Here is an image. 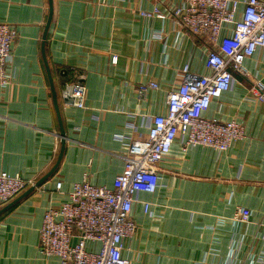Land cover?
<instances>
[{
  "label": "crops",
  "instance_id": "obj_1",
  "mask_svg": "<svg viewBox=\"0 0 264 264\" xmlns=\"http://www.w3.org/2000/svg\"><path fill=\"white\" fill-rule=\"evenodd\" d=\"M181 2L53 0L45 49L66 146L56 171L0 214V264H60L40 248L46 209L67 201L84 178L111 187L124 168L128 143L147 139L149 117L167 112L168 92L180 84L183 66L197 75L209 73L202 42L171 16ZM156 7L165 18L140 14ZM49 9V0H0V22L19 32L8 65L10 84L0 86V171L35 183L53 168L61 149L42 54ZM245 64L255 78L235 74L233 87L206 111L208 117L241 122L245 138L223 152L204 146L183 150L175 141L160 163L157 191L140 193L134 204L137 227L123 251L130 264H264V102L258 98L264 50ZM77 75L87 86L85 108L61 97ZM148 82L159 87L140 98L136 87ZM238 208L251 211L249 222L235 221ZM99 247L87 244L89 250Z\"/></svg>",
  "mask_w": 264,
  "mask_h": 264
},
{
  "label": "built area",
  "instance_id": "obj_2",
  "mask_svg": "<svg viewBox=\"0 0 264 264\" xmlns=\"http://www.w3.org/2000/svg\"><path fill=\"white\" fill-rule=\"evenodd\" d=\"M140 14L166 17L158 7L140 10ZM171 16L179 27L202 42L209 73L197 75L189 64L183 66L180 84L168 92L167 112L149 117L147 139L128 143L124 168L111 187L84 178L73 185L67 201L46 209L40 248L47 256H57L60 264H130L123 251L125 238L137 227L134 204L140 193L157 191L160 163L175 141H181L183 150L204 146L223 152L246 136L238 120L208 117L206 111L214 99L233 87L235 74L255 78L245 62L264 50V0H182L171 10ZM18 37L15 25L0 22V86L10 84L8 65ZM76 77L61 97L69 106L85 108L87 86L82 76ZM158 87L157 82L139 83L136 92L145 98L148 90ZM258 98L264 102V89L259 90ZM35 184V180L0 171V205ZM62 185L58 181L56 191L60 192ZM144 206L148 212L149 204L145 202ZM250 217L247 208H238L234 215L241 223L249 222ZM88 242H99V249L89 250Z\"/></svg>",
  "mask_w": 264,
  "mask_h": 264
},
{
  "label": "water",
  "instance_id": "obj_3",
  "mask_svg": "<svg viewBox=\"0 0 264 264\" xmlns=\"http://www.w3.org/2000/svg\"><path fill=\"white\" fill-rule=\"evenodd\" d=\"M49 5H50V9H49V16H48V20L45 26V30H44V35H43V42H42V54H43V59L47 68V72L50 78V82H51V90H52V96H53V103L55 106V110L57 113V117H58V121H59V125H60V138H61V149H60V153L58 156V160L56 162V164L53 166V168L45 175L41 178V180H39L35 186L31 187L29 190H27L26 192L22 193V195L18 196L17 199L15 198L14 201H12L10 204H8L7 206H5L4 208H2L0 210V214L3 213L5 210H7L11 205H13L15 202H17L18 200H20L23 196L27 195L29 192H31L35 187L40 186L48 177H50L58 168L62 158H63V154H64V150H65V146H66V132L64 129V125H63V121H62V115H61V110L59 107V101H58V93L57 90L55 88V85L53 83V78H52V74H51V70L49 67V63L47 60V56H46V40H47V36L51 27V23H52V19H53V13H54V6H53V0H49Z\"/></svg>",
  "mask_w": 264,
  "mask_h": 264
}]
</instances>
